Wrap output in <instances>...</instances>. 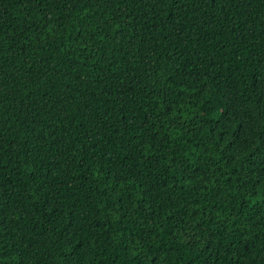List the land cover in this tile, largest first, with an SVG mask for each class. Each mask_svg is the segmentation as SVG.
Listing matches in <instances>:
<instances>
[{
	"label": "trees",
	"instance_id": "16d2710c",
	"mask_svg": "<svg viewBox=\"0 0 264 264\" xmlns=\"http://www.w3.org/2000/svg\"><path fill=\"white\" fill-rule=\"evenodd\" d=\"M0 264H264V0H0Z\"/></svg>",
	"mask_w": 264,
	"mask_h": 264
}]
</instances>
